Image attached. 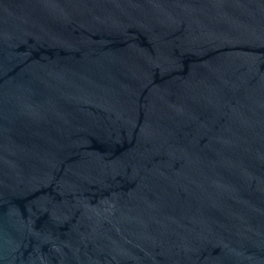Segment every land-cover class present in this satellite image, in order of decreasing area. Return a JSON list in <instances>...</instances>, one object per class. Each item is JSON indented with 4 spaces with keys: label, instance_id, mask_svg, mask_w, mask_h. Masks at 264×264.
Returning <instances> with one entry per match:
<instances>
[{
    "label": "water",
    "instance_id": "water-1",
    "mask_svg": "<svg viewBox=\"0 0 264 264\" xmlns=\"http://www.w3.org/2000/svg\"><path fill=\"white\" fill-rule=\"evenodd\" d=\"M0 264H264V0H0Z\"/></svg>",
    "mask_w": 264,
    "mask_h": 264
}]
</instances>
